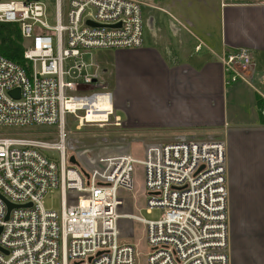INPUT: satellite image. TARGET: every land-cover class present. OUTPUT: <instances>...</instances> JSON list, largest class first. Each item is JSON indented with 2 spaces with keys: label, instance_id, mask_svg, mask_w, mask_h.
I'll list each match as a JSON object with an SVG mask.
<instances>
[{
  "label": "built area",
  "instance_id": "1",
  "mask_svg": "<svg viewBox=\"0 0 264 264\" xmlns=\"http://www.w3.org/2000/svg\"><path fill=\"white\" fill-rule=\"evenodd\" d=\"M55 1L52 25L42 0L0 1V23L19 26L30 64L27 71L0 56V127L57 129L53 144L0 136V264H136L135 247L121 244L118 231V195L133 189L134 167L143 173L145 212L161 211L157 221L131 215L143 226L146 264H228L223 140L181 137L145 146L141 159L88 151L69 163L66 116L76 129L121 127L92 53L141 48L146 2L67 0L62 15ZM217 60L226 86L250 83L248 49L224 51ZM55 190L59 212L41 205ZM5 202L14 208L7 212Z\"/></svg>",
  "mask_w": 264,
  "mask_h": 264
},
{
  "label": "crops",
  "instance_id": "2",
  "mask_svg": "<svg viewBox=\"0 0 264 264\" xmlns=\"http://www.w3.org/2000/svg\"><path fill=\"white\" fill-rule=\"evenodd\" d=\"M150 3L143 6L152 12L141 48L93 52L107 54L97 64L114 111L123 113L120 128L159 130L160 138L146 136L144 148L179 137L220 136L228 264H264V0ZM238 48L252 54L251 80L226 86L217 56ZM129 216L118 221L122 240L131 238Z\"/></svg>",
  "mask_w": 264,
  "mask_h": 264
},
{
  "label": "rangeland",
  "instance_id": "3",
  "mask_svg": "<svg viewBox=\"0 0 264 264\" xmlns=\"http://www.w3.org/2000/svg\"><path fill=\"white\" fill-rule=\"evenodd\" d=\"M145 2L150 3V0H145ZM152 2V1H151ZM42 3L45 5L47 14L49 17V25L53 24V16L55 11V0H42ZM62 4V15L65 14L67 8V0H61ZM151 12L149 8H141V22H142V36L145 37L150 31V20ZM95 60V63L99 64L107 54L103 52L93 53L92 54ZM100 60V61H99ZM85 61H89L85 57ZM97 64V65H98ZM100 65V64H99ZM98 65V66H99ZM100 67V66H99ZM114 114L120 118H124L123 113L118 109H115ZM146 118L141 121V125L145 124ZM142 125V126H143ZM76 121L72 116L65 117V148L66 153L69 157H76L85 152H92L93 155L98 153H107V154H122L130 153L134 158L143 157V148L144 141H146V136L150 138H160L159 135L162 133L159 130H148L147 132L144 129L136 132H128L123 128H100L97 125H83L79 129H76ZM0 136L5 137H23L28 139H36L44 142H49L50 144L57 142V129L55 126H33L26 128H9V127H0ZM214 139H220V136H205ZM181 138V137H179ZM178 138V139H179ZM191 138V137H184ZM177 139H173L169 142H154L150 144H165L173 142ZM45 156L52 157L57 159V154L55 152H44ZM88 155V154H87ZM133 179V189L129 192H119V197L123 199L122 206L118 210L120 214V221H123L124 213L125 215L138 216L146 221H157L160 218L161 211L157 209L151 210L150 214L145 212L146 205L144 198L146 196V191L143 188V173L139 167H134L132 174ZM42 207L45 210L59 212L60 209V197L59 191L55 190L52 193L47 194L41 202ZM123 216V217H122ZM122 217V218H121ZM125 219V222L128 223V228L130 234V239L125 238L121 239V244H128L135 247L136 250V264H146V253L148 251L145 241V234L143 226L134 220ZM121 227V225H120ZM122 228V227H121ZM126 231V229H125ZM124 231V232H125ZM126 233V232H125Z\"/></svg>",
  "mask_w": 264,
  "mask_h": 264
},
{
  "label": "trees",
  "instance_id": "4",
  "mask_svg": "<svg viewBox=\"0 0 264 264\" xmlns=\"http://www.w3.org/2000/svg\"><path fill=\"white\" fill-rule=\"evenodd\" d=\"M24 43L19 26L0 23V56L28 71L30 64L23 59Z\"/></svg>",
  "mask_w": 264,
  "mask_h": 264
},
{
  "label": "water",
  "instance_id": "5",
  "mask_svg": "<svg viewBox=\"0 0 264 264\" xmlns=\"http://www.w3.org/2000/svg\"><path fill=\"white\" fill-rule=\"evenodd\" d=\"M0 1H1V0H0ZM27 1L38 2V1H40V0H27ZM9 95L12 96V97H14V98H17V96H18V91H17V90L10 91V92H9ZM69 163H71V164H75V161H74V159H73L72 157L69 159ZM0 199H1V197H0ZM5 204H6L7 212H9L12 208H14V206H12V205H10V204H8V203H6V202H5ZM6 218H7V217H6Z\"/></svg>",
  "mask_w": 264,
  "mask_h": 264
},
{
  "label": "bare ground",
  "instance_id": "6",
  "mask_svg": "<svg viewBox=\"0 0 264 264\" xmlns=\"http://www.w3.org/2000/svg\"><path fill=\"white\" fill-rule=\"evenodd\" d=\"M129 218H131V219H132V216L130 215V216H129Z\"/></svg>",
  "mask_w": 264,
  "mask_h": 264
}]
</instances>
